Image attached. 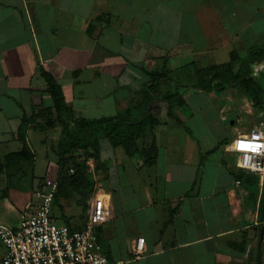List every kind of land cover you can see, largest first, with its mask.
<instances>
[{
  "label": "crops",
  "instance_id": "0c3cea01",
  "mask_svg": "<svg viewBox=\"0 0 264 264\" xmlns=\"http://www.w3.org/2000/svg\"><path fill=\"white\" fill-rule=\"evenodd\" d=\"M254 48L264 50V0H0V163L29 152L0 175V225L16 228L44 180H58L65 129L78 133L81 122L111 120L140 105L157 85L149 74L166 71L153 96L159 124L138 142L155 143L154 165L100 139L99 159L85 163L93 194L85 204L76 195L57 199L53 218L82 231L90 203L108 202L111 219L98 236L113 264H264V179L235 166V150L243 148L236 142L249 133L236 125L244 115L254 122L250 129L264 125V100L257 106L240 86L196 89L198 72L230 65L243 73ZM248 68L262 89L264 61ZM46 74L63 94L59 114ZM176 94L165 110L161 98ZM214 98L224 104V134L206 114L196 119ZM41 109H52L53 128L35 119ZM228 130L236 136L230 143ZM66 159L71 165L86 154L73 150ZM139 238L145 247L136 256ZM6 252L0 242V261Z\"/></svg>",
  "mask_w": 264,
  "mask_h": 264
},
{
  "label": "trees",
  "instance_id": "16d2710c",
  "mask_svg": "<svg viewBox=\"0 0 264 264\" xmlns=\"http://www.w3.org/2000/svg\"><path fill=\"white\" fill-rule=\"evenodd\" d=\"M258 61H264L263 48H254L249 52L248 60L245 63L243 73L234 74L229 65L220 69H213L208 74L198 72V87L197 91L215 90L221 92L225 86L232 87L240 86L246 91H257L252 88L256 86L250 77L249 65ZM165 70V69H164ZM168 72H154L149 74L153 83L150 91L142 93V101L140 105L128 109L126 112L118 115L111 120L81 122L77 128L78 133L65 129L58 143L57 156L59 165L61 166V174L58 178L59 189L54 202L59 198H69V196H78L84 204L94 192L96 183L92 180L90 175V167L85 164L88 158L95 160L99 159L98 141L102 138L109 139L114 148L122 147L128 156L140 154L144 158L143 165L153 166L157 154V148L154 142L140 147L139 141H143L147 133L152 132L159 124L156 111L159 108L155 106L154 95L160 93L159 82L166 78ZM49 93L53 99L54 109L57 114L66 110L62 91L56 81L49 75L45 76ZM219 82V83H216ZM179 95H168L165 102L172 104V101L179 99ZM261 103H256L259 106ZM52 109H41L36 112L35 119H40L45 122V128H53L54 122L51 120L53 116ZM31 124V121L24 120V125ZM25 137V133H23ZM73 150H81L86 154V159L83 162L75 160L71 165L68 164L66 156ZM29 155V152L24 149L20 154L8 157L4 163H0V175L7 167L11 159H23ZM70 170H74L71 174ZM243 174L239 177L242 178ZM87 206L85 207V209ZM73 231V230H71Z\"/></svg>",
  "mask_w": 264,
  "mask_h": 264
},
{
  "label": "built area",
  "instance_id": "2783aa9c",
  "mask_svg": "<svg viewBox=\"0 0 264 264\" xmlns=\"http://www.w3.org/2000/svg\"><path fill=\"white\" fill-rule=\"evenodd\" d=\"M263 127L255 126L246 136L239 137L236 143H242L243 148L235 150L239 156L236 168L261 180L264 179ZM58 189V180L45 179L34 192L19 225L16 228L0 225V242L7 250L0 264H113L104 255L98 236V229L111 219L108 202L93 200L85 229L71 231L65 225L58 226L52 216ZM261 241L264 244V229ZM144 247L145 239L139 238L135 255L141 256Z\"/></svg>",
  "mask_w": 264,
  "mask_h": 264
},
{
  "label": "rangeland",
  "instance_id": "374dc122",
  "mask_svg": "<svg viewBox=\"0 0 264 264\" xmlns=\"http://www.w3.org/2000/svg\"><path fill=\"white\" fill-rule=\"evenodd\" d=\"M170 3V2H169ZM168 3V4H169ZM196 52V51H195ZM226 57V56H225ZM261 83H263L264 84V80H262L261 81ZM256 85V84H255ZM263 87H262V89H259V86H252V88H254L258 93H257V96L254 94L255 93V91L254 90H250V91H247V93L248 94H250L252 97V99H253V101L255 102V103H257L258 101L261 103L262 101H261V99H263L264 100V93L262 94V92L264 91V85H262ZM243 89V88H242ZM244 90V89H243ZM243 90H241V91H243ZM246 91V90H245ZM167 97V96H166ZM166 97H164V98H161V100H164L165 101V99H166ZM200 97L203 99L202 101H207L208 99V95H207V93H204V94H200ZM250 98V97H249ZM220 99H221V97H220ZM209 103H208V105H207V107H205L204 109H202L201 110V112H200V114H196V119H199V118H202V115L203 114H206V119L207 120H209L210 121V125L212 126V130L214 131V129L215 130H217L219 133H222V134H224V131L225 130H227V124H224V123H222L221 121H220V119H221V116H219V110H220V108L224 105V104H222L221 102V100H219L218 98L216 99V98H214V99H210L209 101H208ZM263 103V102H262ZM163 104V107H164V109L165 110H171V108H172V106L171 105H169V103H167V102H165V103H162ZM206 106V105H205ZM263 106H264V104H263ZM228 107L231 109V108H233V106L232 105H228ZM157 109H158V107H157ZM209 109V110H208ZM160 113V112H159ZM157 111H156V114L157 115H160ZM238 116V115H237ZM236 118V116L234 117V119ZM252 119L248 116V115H244L243 116V119H242V121L240 122H238L237 123V125H236V128H238L239 129V131H249V130H251L250 128H251V126L253 125V123L254 122H252L251 121ZM205 125H206V127H207V129H210L211 128V126L210 125H208V123H205ZM228 132L230 133L229 135H228V137H227V139L229 140L228 141V143H230V142H232V140L236 137L235 135H233L232 134V132H230L229 130H228ZM90 175L92 176L93 175V171L91 170V172H90ZM95 196V195H94ZM91 199H94V197L93 198H91ZM115 202H118V200H117V198L114 200ZM60 225H62V223L60 222H58V226H60Z\"/></svg>",
  "mask_w": 264,
  "mask_h": 264
}]
</instances>
